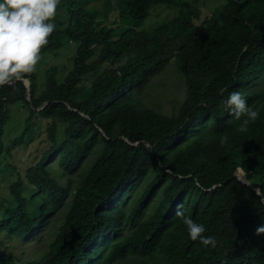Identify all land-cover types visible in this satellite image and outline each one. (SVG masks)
I'll return each mask as SVG.
<instances>
[{"label":"trees","instance_id":"trees-1","mask_svg":"<svg viewBox=\"0 0 264 264\" xmlns=\"http://www.w3.org/2000/svg\"><path fill=\"white\" fill-rule=\"evenodd\" d=\"M116 2L121 22L107 25L110 0H60L41 53L74 40L72 68L59 80L48 67L41 89L36 73L27 75L29 100L24 81L0 87V157L30 140L35 119H50L48 147L26 180L9 185L0 231L31 235L68 200L47 250L21 264H264V234H255L264 225V87L244 93L259 111L246 132L237 130L245 117L221 107L230 92L264 75V0H225L200 23V8L189 0ZM157 4L177 7V14L140 27ZM172 56L186 85L177 111L132 101L131 91ZM19 100L28 116L4 145L8 106ZM51 158L64 181L52 175ZM178 205L205 226L215 248L190 238ZM6 246L0 240V264H17Z\"/></svg>","mask_w":264,"mask_h":264},{"label":"rangeland","instance_id":"rangeland-1","mask_svg":"<svg viewBox=\"0 0 264 264\" xmlns=\"http://www.w3.org/2000/svg\"><path fill=\"white\" fill-rule=\"evenodd\" d=\"M191 3L197 5L199 10V18L197 23H200L206 16L215 12L225 0H189ZM113 9L109 10L108 18L105 23L107 25H115L120 23L121 20L118 16V8L116 0H110ZM102 10L103 1L95 3ZM177 14V7H169L162 4L154 5L150 15L140 27L146 29L155 26L162 21H166ZM101 18V15L98 16ZM62 25H65L63 22ZM78 42L74 40H64L62 45L54 51H45L41 53V59L38 61L35 73L37 75L39 89L44 86L45 71L48 67L54 66L57 71V77L62 80L68 71L72 68V57L76 52ZM126 57H123L124 60ZM89 78L87 81L89 82ZM27 82V81H25ZM264 87V75L249 82L241 87L239 91L242 93L249 92L253 89ZM186 94L185 77L180 68L178 67L177 59L172 56L165 67L159 72L154 74L142 87V89H134L131 91V100L140 104L151 106L158 111L165 114H172L177 111L179 105L184 100ZM9 119L4 125L3 143L4 145L10 144L13 137L18 135L23 126L26 117L28 116L27 105L19 100L11 103L9 106ZM39 119V118H38ZM34 134L29 141L17 146H13L9 152H4L0 157V216L2 215L3 205H7L12 200L9 193V185L18 177L26 180L25 174L27 168L34 164L40 157L44 149L49 145L47 138V126L50 119L41 118L35 119ZM63 124L59 123L57 126L56 134L61 137ZM50 171L52 175L60 180H65V176L59 177L60 167L52 158L49 159ZM85 163L74 170L69 176L73 179L82 172ZM68 200L58 207L59 209L55 214L49 217V221L45 226H40L33 234L21 238H9L6 236L5 231H0V240L7 244L6 251L11 254L17 264L25 263L27 261L39 258L48 248V242L54 236V229L58 223L61 222L64 209L67 208ZM37 203H31V211ZM122 264H139L134 259L125 261H115Z\"/></svg>","mask_w":264,"mask_h":264},{"label":"clouds","instance_id":"clouds-1","mask_svg":"<svg viewBox=\"0 0 264 264\" xmlns=\"http://www.w3.org/2000/svg\"><path fill=\"white\" fill-rule=\"evenodd\" d=\"M60 0H3L0 2V87L10 86L23 81L36 70L41 59V50L49 42L55 31V17ZM220 93L227 89H220ZM221 107L241 120L237 130L246 132L248 125L254 122L259 111L248 105L246 96L234 90L222 100ZM227 135L221 136V144L227 142ZM186 225L190 238L200 240L204 246L216 247V239L205 236V226L185 215L183 205L177 206L175 213ZM256 235L264 234V225L255 230Z\"/></svg>","mask_w":264,"mask_h":264},{"label":"water","instance_id":"water-1","mask_svg":"<svg viewBox=\"0 0 264 264\" xmlns=\"http://www.w3.org/2000/svg\"><path fill=\"white\" fill-rule=\"evenodd\" d=\"M23 81H24L25 86H26L27 99L29 100V99H30L29 88H28L29 84H28V82H25V81H27L26 79H24ZM146 145H148L147 142H146ZM237 177H238L240 180H242L243 182L252 185V187L255 188L256 191H257L258 193H261L260 188H259V186H258L257 184L250 183L248 180L244 179V178H243L242 176H240V175H237ZM262 200H263V203H264V197H263V196H262Z\"/></svg>","mask_w":264,"mask_h":264}]
</instances>
